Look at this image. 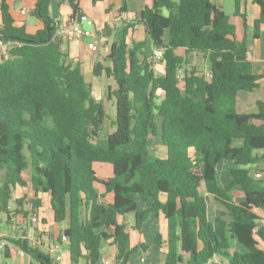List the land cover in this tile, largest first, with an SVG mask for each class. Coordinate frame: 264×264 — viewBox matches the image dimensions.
<instances>
[{
  "label": "trees",
  "instance_id": "obj_1",
  "mask_svg": "<svg viewBox=\"0 0 264 264\" xmlns=\"http://www.w3.org/2000/svg\"><path fill=\"white\" fill-rule=\"evenodd\" d=\"M59 1L36 0L33 15L44 26L34 34L15 26L0 1V42L11 44L0 60V212L9 217L16 187L30 188L29 199L15 200L13 213L24 219L46 197L55 224L67 223L57 242L67 239L71 264H96L103 243L115 247L116 264H128L148 249L145 243L132 246L129 232L139 233L151 217L166 226L164 240L157 234L153 246L165 248L163 264H264L257 214L264 211V177L250 171L264 159V102L244 113L235 109L238 92L259 88L263 77L253 73L246 41L235 38L229 17L214 0H151L138 19L115 28L109 65L93 67L94 76L104 74L116 85L109 92L113 130L98 140L108 116L92 98L80 63L67 61L55 37L50 8ZM253 2L260 9L253 23L257 38L264 0ZM68 3L73 21L82 15L79 0ZM123 13L121 8L115 16ZM234 15L246 24L240 0H234ZM138 23L152 48L162 50L161 75L147 62L145 43H127ZM189 54L207 59L209 78L186 68ZM224 161L233 167L221 186L217 169ZM95 163L110 165L111 176L98 175ZM235 189L243 194L239 201ZM209 198L228 219H209ZM25 234L9 243L37 264H55L31 248Z\"/></svg>",
  "mask_w": 264,
  "mask_h": 264
},
{
  "label": "crops",
  "instance_id": "obj_2",
  "mask_svg": "<svg viewBox=\"0 0 264 264\" xmlns=\"http://www.w3.org/2000/svg\"><path fill=\"white\" fill-rule=\"evenodd\" d=\"M4 1L9 8V13L14 20L15 26L24 28L28 34H34L36 31L43 28V23L33 15L36 0ZM214 1L229 17L231 24L235 26V38L239 41H246L248 46V58L251 61L253 73L263 77L259 88H256L251 92H238L235 109L238 113H244L252 110L257 102H264V25L259 28L257 38L253 37V23L260 16V9L253 0H240V11L246 15V24H244L239 16L234 15V0ZM226 2H229V14L225 11ZM149 6H151V0H100L97 2H93V0H79L81 14L86 17V21L82 22L81 26L84 29L93 32L95 36L93 38L79 39L70 37L62 40V51L66 54L67 61L80 63L84 80L91 86L92 98L94 101L103 104L107 116L112 109L115 111V102L113 97H109V92L115 90L116 85L114 83V88L112 89L109 81L110 78L106 77L104 74H101L99 77L94 76L93 67L96 64H100L103 67L109 65L108 54L110 47L114 42L113 34L115 28L120 26L123 22H131L134 19H138L142 10ZM121 8L125 9V13L116 17L115 12ZM24 10L26 13L22 14V11ZM50 12L58 26H63L70 22L71 8L68 0L54 2L50 8ZM136 25V28H132L129 31L127 43L128 45H131L132 43H145V53L149 55L153 50L152 45L145 34L143 25L139 23ZM1 27L2 23L0 16V28ZM164 41L167 42L166 35L164 36ZM90 42L97 45V52H93L87 48V45ZM7 44L8 43L0 42V60L3 56H6V51L8 50ZM177 54L185 55L183 50H178ZM186 60L188 62L186 68L194 67L203 73L209 71V63L203 55L189 54L186 56ZM152 68L157 74H163V65L160 62L152 64ZM113 120L114 118L112 119L108 116L107 121L105 122L111 126ZM105 138H102L100 133L98 140H104ZM233 145L240 146L241 143L235 141L233 142ZM232 167V163L225 161L218 165L217 178L221 186L226 185L229 181V171ZM250 171L251 173L257 171L264 172V159H259L257 163L250 167ZM97 190L98 192H102L100 188H97ZM232 195L237 201L243 198V194L237 189L233 191ZM24 197L26 199H29L30 197V188L28 186L12 189L11 199L8 204V210L11 213L8 218L6 215L4 218L0 217V225L3 223L7 225L6 229H0V239L6 246V250H4V248L0 249V256L3 258L0 259V264H37L27 255L21 254L19 249L9 243V241L18 239L23 233H26L31 229L29 219L32 214H37L39 219L38 225L36 228L34 227L38 239L42 242V246L38 248L39 250L40 248H44L47 252L46 248L51 244L56 243L60 236V232L67 227L66 222L61 225L55 224L48 199L44 196H42L41 208L37 213L29 214L27 219H24L22 214L13 213L15 209V200ZM110 199V196H107L103 199V202L107 204ZM209 205L210 201L208 202V209ZM144 207H146V205H141V208ZM24 209L28 210L26 204L24 205ZM207 211L210 219V211ZM212 217V219H214L216 216L212 215ZM157 234H160L164 240L166 226L164 220L160 217H151L144 224L139 233L136 231L129 232L132 246L139 243H145L148 246V249L144 252L132 255L128 264H163L165 248L161 247L158 251L153 249L154 239ZM60 245L62 247V259L59 264H71L66 244ZM115 252L116 250L114 246L109 245V243H103L101 245L100 259L96 264H101L105 259H113ZM77 264L88 263L85 259H80Z\"/></svg>",
  "mask_w": 264,
  "mask_h": 264
},
{
  "label": "built area",
  "instance_id": "obj_3",
  "mask_svg": "<svg viewBox=\"0 0 264 264\" xmlns=\"http://www.w3.org/2000/svg\"><path fill=\"white\" fill-rule=\"evenodd\" d=\"M26 11H22V14H25ZM86 21V17L84 15H80L75 20L70 21L68 24L63 26H57L55 37L56 39L65 40L67 38H93L95 34L90 30H86L81 26V23ZM135 25L133 28H136ZM11 44H7V48H10ZM87 48L93 52H97V45L93 42L88 43ZM162 59V50L161 49H153L152 52L147 56V62L150 64H154L156 62H160ZM207 78L210 77L209 71L205 73ZM254 177L257 179H262L264 177V172L257 171L253 173ZM31 229H29L26 234L23 236V239L26 240L31 248H39L42 245L40 239H38L36 233V226L38 225L39 219L37 214H32L29 219ZM260 224L264 227V218H261ZM35 227V228H34ZM61 242L51 244L46 248L49 257L53 260L55 264H59L62 259V247L60 244H67V239L62 236ZM5 244L0 239V249H3ZM21 254H24L20 250ZM101 264H116L115 258L113 259H105L101 262ZM142 264V263H141Z\"/></svg>",
  "mask_w": 264,
  "mask_h": 264
},
{
  "label": "rangeland",
  "instance_id": "obj_4",
  "mask_svg": "<svg viewBox=\"0 0 264 264\" xmlns=\"http://www.w3.org/2000/svg\"><path fill=\"white\" fill-rule=\"evenodd\" d=\"M172 1H176V0H172ZM228 3L229 2H226V5H225V11H226V13H228L229 14V6H228ZM231 4V3H230ZM164 14L166 15V12H164ZM99 80V79H98ZM110 81V85H111V88L113 89L114 88V82L112 81V79H110L109 80ZM93 84V83H92ZM91 84V85H92ZM109 118H114L115 117V111L112 109V111H110V113H109ZM107 121V120H106ZM156 123H157V125H159V123H160V120L159 119H157L156 120ZM112 131V124H111V126H109L108 124H107V122H105V124H104V126H103V129H102V132H101V137L102 138H105L106 137V135L108 134V133H110ZM158 151H159V154H160V156H162V157H164V155H162L163 154V147L162 146H160V150L158 149ZM162 151V152H161ZM161 157V158H162ZM93 169H94V171L98 174V175H100V176H105V177H109V176H111V167H110V165H108V164H101V163H95V164H93ZM4 177H5V173H4V171L3 170H1L0 169V187L3 185V183H4ZM210 205H209V211H210V220H213L212 218V215L213 216H216V217H221V218H225V219H228V217L226 216V214H227V212H226V210H225V208L221 205V204H219V203H217V202H215L212 198H210ZM140 207H141V205H140ZM258 215H260L259 217H262V218H264V211H262V212H258L257 213ZM0 217L1 218H4L5 217V214L4 213H2V212H0ZM7 228V225L6 224H1L0 225V229L2 230V229H6ZM232 248L233 249H235V248H238L237 246H235L234 244H235V242H233L232 241ZM40 251L43 253V254H45V255H48L49 256V254L45 251V249L44 248H40ZM0 259H3L2 258V256H0ZM130 264V263H129Z\"/></svg>",
  "mask_w": 264,
  "mask_h": 264
},
{
  "label": "water",
  "instance_id": "obj_5",
  "mask_svg": "<svg viewBox=\"0 0 264 264\" xmlns=\"http://www.w3.org/2000/svg\"><path fill=\"white\" fill-rule=\"evenodd\" d=\"M15 40V39H14Z\"/></svg>",
  "mask_w": 264,
  "mask_h": 264
}]
</instances>
